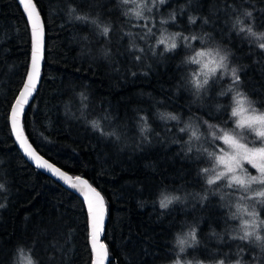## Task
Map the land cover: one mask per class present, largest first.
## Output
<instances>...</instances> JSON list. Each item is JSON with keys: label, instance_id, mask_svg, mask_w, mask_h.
Wrapping results in <instances>:
<instances>
[{"label": "trees", "instance_id": "trees-1", "mask_svg": "<svg viewBox=\"0 0 264 264\" xmlns=\"http://www.w3.org/2000/svg\"><path fill=\"white\" fill-rule=\"evenodd\" d=\"M35 2L46 45L41 82L24 113V128L43 156L87 177L105 197L103 243L110 251L109 264H171L177 255L174 233L193 225L208 248L202 256L195 254L199 245L189 248L182 259L264 264V241L232 238L241 235L238 191L219 181L206 183L218 169L208 156L211 132L223 128L250 147L258 144L242 130L233 131L236 118L230 119V113L236 92L264 111V50L258 48L264 41L239 30L251 25L264 31V0ZM138 4L142 17L132 11ZM103 27L109 28L107 36L101 34ZM176 33L178 47L165 52L158 41ZM199 50L211 51L206 59L227 55L229 72L235 67L240 82L233 84L222 72L209 73V83L197 95L189 80L193 74L203 80L204 73L186 57ZM30 58V25L21 5L0 0V264H19L20 249L36 264H91L89 220L81 197L32 165L11 131L10 105L26 79ZM162 113L178 120L161 119ZM92 121L100 128H93ZM186 126V132L178 131ZM191 131L199 139L189 140ZM205 167L207 174L201 172ZM162 194L181 199L161 209ZM249 201L264 219V206ZM259 231L264 235V225ZM221 236L232 241L239 255L223 257L216 243Z\"/></svg>", "mask_w": 264, "mask_h": 264}, {"label": "snow or ice", "instance_id": "snow-or-ice-1", "mask_svg": "<svg viewBox=\"0 0 264 264\" xmlns=\"http://www.w3.org/2000/svg\"><path fill=\"white\" fill-rule=\"evenodd\" d=\"M123 4H128L129 0H121ZM135 0H131L134 3ZM18 3L23 6V10L27 14V22L30 24V41H31V58H30V69L26 71L25 77L21 83L22 87L17 89L18 95L13 97L14 103L10 105L11 112V131L15 133V140L18 142L19 147L23 150L25 156L29 158L30 161L34 162L37 169H43L57 177L61 182H63L70 189L76 190L81 196L82 203L85 204L86 216L90 222L91 228V250L95 253V259L92 264H106L108 259V250L104 243L100 242V235L103 232L104 222L106 218V204L105 198L100 191L97 190L87 179L82 178L77 175L75 177L70 176L67 172L62 171L55 164L50 163L42 155H40L35 148L28 142V137L24 134L23 117L25 112V106L29 103L30 98L36 91L37 83L40 79L41 62L44 59V43H43V23L40 20V13L36 8L34 0H18ZM161 5L167 3V0H159ZM155 4V0H153ZM151 10V9H149ZM247 15L250 17L251 12ZM139 17V14H137ZM77 20H87V17L76 16ZM173 19L175 17L173 16ZM94 25L97 21H91ZM191 23H195V19L190 20ZM241 31H243L241 29ZM109 32L108 27H103L101 29V34L107 36ZM176 35V34H174ZM184 41L189 38L184 37ZM192 41L197 40L196 36L191 37ZM159 45H165L164 51H170L168 49V44L165 40L160 39L158 41ZM191 47V44H188ZM258 48L264 50V42L258 43ZM140 51H143L141 49ZM197 55H200L198 53ZM136 60H140V56L135 57ZM221 63L224 57H220ZM215 64V61H213ZM212 72L216 74L215 67ZM208 74L204 73V79L201 80L196 74H193V78L189 80L192 88L199 95L200 91L205 85L209 83ZM222 75H229L232 79L233 84H238L240 82V76L237 74V69L232 68L225 69ZM133 76L136 75L135 72L132 73ZM229 91H232L231 87ZM224 95V93H221ZM81 99H84L83 94H81ZM246 97H244L240 92H236L235 96L232 97L234 106L231 107L230 119L234 124L233 131L242 130L247 135H253L254 139L251 141L252 144L258 143L259 146H249L250 142H242L241 139L237 138V135H232L223 128L219 129V133L216 131L211 132V138L213 141V152L208 153V156L212 157L216 168L222 169L218 171L215 175L206 178V183L208 185H215L217 182H222L226 187L232 188L234 185L238 188L247 190L249 185L258 184L264 186V111H258L256 108L249 106L246 107ZM161 119H170L172 121L178 120L176 115L170 113L160 114ZM145 121V127L141 128V131L146 130V117H142ZM92 126L95 129H99L100 125L97 121H92ZM207 128H212L213 126L207 121L202 122ZM179 132L184 133L187 131L186 127H181L178 129ZM192 138L199 139V136L195 131H191L189 134V140ZM118 139V137H117ZM226 146V147H225ZM191 151V148H189ZM205 151H207L205 149ZM245 163L250 164L253 168L258 170V175H251L247 172L244 167ZM201 172L207 174L209 173V168L205 167L201 169ZM4 188V185L0 183V190ZM249 199L255 200L260 205L264 206V189L256 191L252 197ZM259 198V199H257ZM173 199L180 200L179 197H173ZM207 197H201V200H206ZM166 201V195L162 194L161 197V209ZM0 204V207H3ZM248 215L251 216L252 220L249 227L255 229L260 228L264 225V219L259 218V213L253 209ZM235 218V214H233ZM194 225L190 228L194 229ZM252 232H246L245 235L251 237ZM194 235V232H193ZM241 241H244L245 236H240ZM259 237L257 236L255 241L257 242Z\"/></svg>", "mask_w": 264, "mask_h": 264}, {"label": "clouds", "instance_id": "clouds-1", "mask_svg": "<svg viewBox=\"0 0 264 264\" xmlns=\"http://www.w3.org/2000/svg\"><path fill=\"white\" fill-rule=\"evenodd\" d=\"M129 3H131V0H129ZM140 3H146V0H140ZM134 12V15L136 17L137 14H139V17H142V11L140 10V5L138 4L136 9L132 10ZM241 29L243 31H241ZM241 32H247V34L251 37H254L258 40L264 41V31L261 32H257L254 30V28L251 25L248 26H242L239 29ZM180 36V33H176V35L172 36V37H167V36H162L160 39H163L167 42L168 44V49L174 50L178 47V43H177V37ZM198 53H200V55H197ZM211 55V51L210 50H199L196 51L194 55H191L189 57H186V61L189 63H194L199 67V71L202 73H211L214 74L212 72V69L215 67V71L216 72H223L225 69H228V56L227 55H218V58H214V59H206L207 57H209ZM223 56L224 60L221 63L220 57ZM213 61H215V64H213ZM235 68V67H233ZM238 71V70H237ZM173 197H179L181 199V197L179 195H175V194H168L166 195V201L162 207V209H167L169 208L170 205H172L173 203L179 201L176 199H173ZM161 198H159L158 202H159V207L161 208V204H160ZM236 212L237 213H243L245 217L242 220L239 221L240 223V231L243 233L240 236H245L244 241L245 242H251V239L254 238L256 239V237H259V240H257V242H261L264 241V235L261 234V232L259 231L260 228H251L249 227L250 223H251V216L248 215V213L251 212V210H249V208L247 206H243V205H236ZM198 228L194 227L193 228H188L183 232H176L174 233V238L172 240V244L173 247L177 250V255L176 258L171 261V264H211V262L208 261H204V260H197V261H193L191 259H182L181 257L183 256V254L187 251V249L192 248V247H196L199 244V237H198ZM194 232V235H193ZM246 232H252V236H246L245 233ZM239 237H232L233 239L236 238H240ZM23 249H20V262L19 264H36V261L34 259L31 258V256H24L23 255ZM215 264H225V260L224 259H219L217 261H215ZM233 264H241L240 260H236L233 262Z\"/></svg>", "mask_w": 264, "mask_h": 264}, {"label": "rangeland", "instance_id": "rangeland-1", "mask_svg": "<svg viewBox=\"0 0 264 264\" xmlns=\"http://www.w3.org/2000/svg\"><path fill=\"white\" fill-rule=\"evenodd\" d=\"M249 102L251 104V107H254V105L251 103V101L248 98L246 99V105L245 106L248 107L249 106ZM249 136H251L252 139H254L253 135H249ZM256 146H259V144H257ZM244 167L247 169V172L249 174H251V175H258L259 174L258 170L253 168L250 164L245 163ZM220 170H222V169L218 168L216 170V173L218 171H220ZM233 188H235L238 191V194L236 195L237 203L239 201L241 203V205L247 206L249 208V210L252 211L254 209V207L250 203L248 197H252L256 191L264 189V186L258 185V184H251V185H249L248 189L245 190V189H242V188H238V186L234 185ZM227 197H229V195ZM223 199H226V195L223 196ZM250 200H252V199H250ZM241 214H242L241 220L244 219V218H247V217L244 216L243 213H238L239 216ZM239 227H240V224H239ZM240 233H241V235L243 234L241 231H240ZM216 243L221 244L220 250L223 252V257H225L227 259H232L236 255H239V250L236 248L235 245H232V241L229 240L227 237H225V236L219 237V239H217ZM198 245L200 246V248L195 252V254L199 255V256H202L206 252L208 247L206 245H203V242H201L200 240H199V244ZM188 250L189 249H187V251Z\"/></svg>", "mask_w": 264, "mask_h": 264}, {"label": "water", "instance_id": "water-1", "mask_svg": "<svg viewBox=\"0 0 264 264\" xmlns=\"http://www.w3.org/2000/svg\"><path fill=\"white\" fill-rule=\"evenodd\" d=\"M34 3L36 4V2H35V0H34ZM21 7H22V9H23V6L21 5ZM36 8H37V10L39 11V13H40V10H39V8H38V6H37V4H36ZM24 11V10H23ZM24 13H25V11H24ZM25 15H26V17H27V14L25 13ZM40 20L42 21V23H43V43H44V56H45V45H46V35H45V25H44V20H43V17H42V15H41V13H40ZM30 25V24H29ZM43 63H44V59L42 60V62H41V71H40V79H39V81H38V83H37V86H36V91L33 93V96L30 98V100H29V103L25 106V111H26V109H27V107H28V105L30 104V102H31V100L33 99V97H34V95L36 94V92H37V90H38V88H39V85H40V82H41V78H42V70H43ZM29 69H30V66H29ZM28 69V70H29ZM25 113V112H24ZM10 126H11V113H10ZM23 126H24V123H23ZM24 134L28 137V135H27V133H26V131H25V128H24ZM13 136H14V139H15V133H13ZM16 141V140H15ZM28 142L32 145V147L33 148H35V146L32 144V142H31V140L29 139V137H28ZM16 144L18 145V147H19V144H18V142L16 141ZM20 148V147H19ZM36 149V148H35ZM20 150H21V152L23 153V150L20 148ZM37 150V149H36ZM37 152L40 154V155H42L38 150H37ZM23 155H24V153H23ZM25 156V155H24ZM43 156V155H42ZM45 159H47L45 156H43ZM25 158L32 164V165H34L35 166V164H34V162H32V161H30L29 160V158L27 157V156H25ZM50 163H53L51 160H49V159H47ZM53 164H55V163H53ZM56 165V167H59L62 171H65V172H67L70 176H73V177H75V176H77L78 174H74V173H72V172H70V171H67V170H65V169H63L62 167H60V166H58L57 164H55ZM36 167V166H35ZM39 170H41L42 172H44L45 174H47L49 177H51V178H53V179H55V180H57L58 182H60L62 185H63V187H65V188H67V189H69V190H71V191H73L74 193H76L78 196H80L78 193H77V191L76 190H73V189H70L68 186H66L63 182H61L57 177H54L53 175H51L50 173H48L47 171H45V170H43V169H39ZM79 176H81L82 178H84V179H87L89 182H90V180L87 178V177H85V176H83V175H79ZM91 183V182H90ZM92 184V183H91ZM93 185V184H92ZM94 186V185H93ZM95 187V186H94ZM98 190V189H97ZM99 191V190H98ZM102 194V193H101ZM103 195V194H102ZM81 197V196H80ZM105 198V197H104ZM105 204H106V200H105ZM106 209H107V211H106V218H105V222H104V228H103V232L101 233V235H100V237H99V239H100V242H102L103 243V235H104V232H105V229H106V224H107V218H108V206H107V204H106ZM89 233H90V245H91V228H90V222H89ZM105 244V243H104ZM106 245V244H105ZM106 247H107V245H106ZM107 250H108V259H107V261H106V264H109V261H110V251H109V249H108V247H107ZM92 253H93V257H92V261H94V259H95V253L92 251ZM92 264V263H91Z\"/></svg>", "mask_w": 264, "mask_h": 264}]
</instances>
